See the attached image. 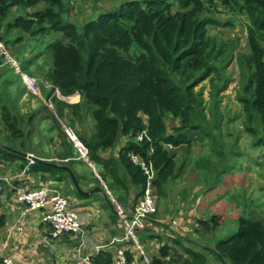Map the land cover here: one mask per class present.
Instances as JSON below:
<instances>
[{
  "label": "trees",
  "instance_id": "16d2710c",
  "mask_svg": "<svg viewBox=\"0 0 264 264\" xmlns=\"http://www.w3.org/2000/svg\"><path fill=\"white\" fill-rule=\"evenodd\" d=\"M76 4L77 0H0V44L23 74L36 79L44 99L54 101L60 142L53 153L59 159H70L72 165L80 156L60 125L62 120L88 149L92 162L103 164L115 176L116 169L111 167L118 164L130 177L137 187L134 199L143 193L146 177L132 154L153 163L154 185L161 191L177 168L176 155L166 145L189 147L188 134L197 132L203 141L214 144V150L222 151L225 121L219 95L229 83L230 60L239 69L238 98L245 112L246 132L255 139L253 145L264 146V0H120L78 21L71 18ZM218 10H227L245 22L247 52L239 53L237 59L233 44L215 32L217 26L232 24L216 17ZM27 36L35 43H25ZM26 45H31L29 56L21 51ZM43 56L45 66L38 63ZM5 59L0 49V99L20 78L11 64L5 65ZM35 62L36 69H32ZM207 80L212 87L209 105L204 89H197ZM58 92L80 99L68 103L55 95ZM6 101L3 122L7 135L1 140L5 143L0 142V164H15L22 170L28 162L25 155L33 148L30 124L34 117L28 114L23 124L24 115L13 112L15 105L9 95ZM86 119L94 122L91 135L75 128L76 120L83 123ZM169 121L175 123L171 128ZM143 132V140H136ZM121 139L125 142L117 162L101 158L100 153L114 148ZM51 163L36 160L27 173L43 168L55 175L68 174L61 165ZM207 164L216 175L226 172L224 165L219 169L207 157L198 160L197 166ZM99 175L106 178L103 172ZM202 249L213 252L214 259L188 249L184 264H264V217H239L236 232L213 248ZM159 254L151 258V264H170V245L162 244ZM93 261L114 263L110 253L101 251L93 255ZM0 264H4L1 256Z\"/></svg>",
  "mask_w": 264,
  "mask_h": 264
},
{
  "label": "rangeland",
  "instance_id": "374dc122",
  "mask_svg": "<svg viewBox=\"0 0 264 264\" xmlns=\"http://www.w3.org/2000/svg\"><path fill=\"white\" fill-rule=\"evenodd\" d=\"M118 2L120 0H77L76 6L72 9L71 18L75 21L82 20L95 11L108 8ZM216 17L223 22L232 23L226 27L217 26L215 32L220 34L222 39L233 44V53L237 59L239 53L247 52L245 22L227 10H218ZM25 38V43H35V39L32 37ZM1 45V52L6 57L5 65L11 64L20 78L14 80V83L6 88L8 93L0 99V142L5 143L1 140L7 135L3 122V106L7 104L6 98L9 95L15 105V108L12 109L13 112L24 115L23 124L27 122L26 116L33 113L34 118L30 124L33 129L30 144L33 148L26 155L33 154L45 158L53 154L57 143L60 142L54 119V116L57 117L54 101L52 97L48 100L44 99L40 89L36 90V79L23 74L15 59ZM31 45H26L23 50L21 49L25 56H29ZM45 59V56L40 57L38 63L45 66ZM36 65V62L33 63L32 69H36ZM228 65L229 83L226 90L219 95V107L224 114L225 121L221 138L222 151L214 150V144L209 140L203 141L201 136L195 134L197 132L188 134L191 139L189 147L187 144L179 147L166 145L170 153L176 155V173L161 191L156 188L154 195L157 213L150 217L147 223H156L160 229L155 236L156 239L152 237V248H157L159 252L162 244L170 245L171 256L168 258L170 264H184L189 257L188 249L203 251L213 260V252L208 253L202 248L211 249L216 242L226 239L236 232L239 227V217H250L253 214L264 217V146L253 145L255 139L246 132L245 112L243 104L238 98L239 69L235 60H230ZM1 67L0 69H2ZM15 73L11 74L10 72L11 75ZM199 88L204 89L205 104L209 105L212 98L210 81H205L197 89ZM55 95L68 103H75L80 99L79 94H77L79 96L77 100L72 99L73 95L65 97L59 92ZM67 111L68 109H66ZM59 123L65 131L66 128H69L65 127L67 125L62 120ZM74 123L76 131L83 134L91 135L94 130L92 119H86L83 123L76 120ZM174 124L172 121L168 122L170 128ZM72 134L75 135L73 131ZM80 153L82 154L81 150ZM206 157L210 158L214 166L219 169L224 165L226 172L216 175L214 170H209L208 164L198 167V160L202 161ZM105 190L108 194L107 188ZM96 193L90 198L81 196L79 198L91 202L90 205L98 210L101 201ZM109 197L112 199L111 196ZM124 210L127 211V209ZM216 215L217 218L214 217ZM200 220L207 221V224H201ZM150 232L154 233L155 231ZM139 235L140 232L136 231V238ZM138 241L143 248H141L142 252H144L143 245L139 239Z\"/></svg>",
  "mask_w": 264,
  "mask_h": 264
},
{
  "label": "crops",
  "instance_id": "0c3cea01",
  "mask_svg": "<svg viewBox=\"0 0 264 264\" xmlns=\"http://www.w3.org/2000/svg\"><path fill=\"white\" fill-rule=\"evenodd\" d=\"M124 142V139H121L114 148L100 153L101 158H114L117 162L119 150L123 147ZM34 157L33 163L27 162L28 169L36 160H40L49 164L54 162L61 165L68 174L63 172L55 175L54 171L34 168L29 173L26 172L17 177L24 169L19 170L15 164H0V187L2 188L0 189V254L2 256L12 257L16 264H75V250L81 246L84 252L92 255L100 251L110 253L113 256V262L117 257V250L122 247L139 264H151V258L160 257L157 248L151 247L152 237L157 236L160 230L158 225L148 222L144 228L137 230L140 232L137 241L139 239L144 247V252H142L135 242L127 237L124 223L117 216L115 209H112L104 199V194L111 196L127 210L133 202H136L134 198L137 187L131 182L130 177L118 167L117 163L115 167H111V169H116L115 176L110 169L104 168L103 164H96L81 153L72 165L69 164L70 159H59L55 153L45 158L35 155ZM90 171L93 172V177L90 175ZM100 172L105 173L104 180L100 177ZM75 174L79 176V180L76 179ZM116 177L121 179L122 183L118 182ZM43 186L56 188L67 196L71 208L84 225L86 237L83 243L75 236L66 235L49 246L45 242L49 236L48 227L43 222L45 210H35L27 213L24 217L21 216L24 205L18 201L16 189L22 187L29 190ZM96 187H101L105 192L96 193L101 201L98 210L90 205L91 202L79 198V196L90 198L95 193L92 190ZM78 188L87 194H81ZM18 225H21L23 230H17ZM153 230L155 235L150 232Z\"/></svg>",
  "mask_w": 264,
  "mask_h": 264
},
{
  "label": "built area",
  "instance_id": "2783aa9c",
  "mask_svg": "<svg viewBox=\"0 0 264 264\" xmlns=\"http://www.w3.org/2000/svg\"><path fill=\"white\" fill-rule=\"evenodd\" d=\"M145 136V132L139 133L136 140L141 141ZM76 145L80 148L82 154L86 156L88 149L80 141H77ZM26 157L29 164L33 163L35 159L33 154H27ZM131 159L135 163L141 165L146 177V185L143 194L136 200L133 206V216H128L129 211H125L124 208L113 198L111 200L119 219L124 223L127 229V237L130 236L137 247L141 250V246L137 241L135 233L136 229L144 228L150 217L157 213L156 198L154 195L156 190L154 185V181L156 180V170L153 163L147 164L144 161H140L135 154L131 155ZM27 170L28 167H25L17 177L24 175ZM0 189L2 188L0 187ZM16 194L18 201L24 205V209L21 213L22 217L35 210H45L43 222L47 225L49 232V236L45 242L49 244V246L66 235L75 236L83 243L86 237L84 225L78 215L71 208L69 199L61 191L50 186H43L29 190L19 187L16 189ZM17 230H23V227L18 225ZM0 256L4 264H16L12 257L2 256L1 254ZM75 264L96 263L93 261V255L84 252L81 246H79L75 250ZM112 264L139 263L135 259L129 260L126 255V249L122 247L117 250V257Z\"/></svg>",
  "mask_w": 264,
  "mask_h": 264
},
{
  "label": "water",
  "instance_id": "95a60500",
  "mask_svg": "<svg viewBox=\"0 0 264 264\" xmlns=\"http://www.w3.org/2000/svg\"><path fill=\"white\" fill-rule=\"evenodd\" d=\"M2 46V45H1ZM33 79V78H32ZM26 80V79H25ZM34 80V79H33ZM36 90L39 91V88H38V85L36 84ZM66 132H68V135L72 138V140L74 141V143H76L78 141L77 137L75 135L72 134V131L70 128H66ZM78 191L81 193V194H87V192L85 191H81L79 188H78ZM92 191L94 192H100V193H105L104 190L101 188V187H96L95 189H93ZM91 191V192H92ZM104 199L105 201L108 203V205L112 208V209H115L114 205H113V202L111 201L110 197L105 195L104 194ZM134 202L132 203L131 207L128 209V216L132 217L133 216V206H134Z\"/></svg>",
  "mask_w": 264,
  "mask_h": 264
},
{
  "label": "clouds",
  "instance_id": "9594fccd",
  "mask_svg": "<svg viewBox=\"0 0 264 264\" xmlns=\"http://www.w3.org/2000/svg\"><path fill=\"white\" fill-rule=\"evenodd\" d=\"M77 139H78V138H77ZM78 141H79V139H78ZM75 145H76V143H75ZM76 146H77V145H76ZM77 147H78V146H77ZM78 148H79V147H78ZM79 149H80V148H79ZM86 156H87V158H88V153H87ZM86 156H85V157H86ZM88 160H89V158H88ZM111 201H112V200H111ZM113 205H114V204H113ZM115 211H116V209H115ZM127 211H128V210H127ZM116 214H117V213H116ZM117 216H118V215H117ZM137 230H138V229H137ZM137 230H136V231H137Z\"/></svg>",
  "mask_w": 264,
  "mask_h": 264
}]
</instances>
